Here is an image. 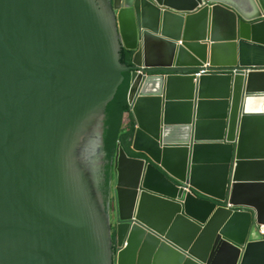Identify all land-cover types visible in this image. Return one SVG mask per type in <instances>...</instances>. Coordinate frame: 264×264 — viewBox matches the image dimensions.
Wrapping results in <instances>:
<instances>
[{
  "label": "water",
  "instance_id": "water-1",
  "mask_svg": "<svg viewBox=\"0 0 264 264\" xmlns=\"http://www.w3.org/2000/svg\"><path fill=\"white\" fill-rule=\"evenodd\" d=\"M100 1L0 0V264H101L82 165L126 74L110 262L264 264V0Z\"/></svg>",
  "mask_w": 264,
  "mask_h": 264
},
{
  "label": "trees",
  "instance_id": "trees-1",
  "mask_svg": "<svg viewBox=\"0 0 264 264\" xmlns=\"http://www.w3.org/2000/svg\"><path fill=\"white\" fill-rule=\"evenodd\" d=\"M119 64L128 67L130 54L124 50L119 53ZM129 89L128 75H124V81L118 87L113 100L107 107L103 135V169L100 191L104 204L109 203L110 182L112 177V161L117 146H120L129 156H135L130 152L131 138L134 132V124L130 118L126 130L122 129L124 114L128 113L127 95Z\"/></svg>",
  "mask_w": 264,
  "mask_h": 264
},
{
  "label": "flooded vegetation",
  "instance_id": "flooded-vegetation-1",
  "mask_svg": "<svg viewBox=\"0 0 264 264\" xmlns=\"http://www.w3.org/2000/svg\"><path fill=\"white\" fill-rule=\"evenodd\" d=\"M96 3L99 5V9L104 11L110 18L109 3L107 1H100V0H96ZM85 134L88 135L90 141L93 135L92 130H90L89 134L87 132ZM86 135L84 136L85 138ZM81 145L82 143L78 142L77 139L73 140L72 145L70 146L72 153H74L72 158L81 149L85 150L84 148H81ZM99 155H100V151H97L95 153V156L94 155L90 156V159L87 162H83L82 168L83 171H85V173L88 176V181L90 183V184L88 183V186L91 185L92 187H94L93 188L94 192L89 193L93 191L92 189L88 191L87 197L89 198V202L92 207L93 219L95 220L100 235V239L103 243V248L99 250V255L101 258L100 261L101 264H110V259H111L110 233H109V223L108 220L106 219L108 216H110L111 211H110L109 203H106V205L104 204L102 194L100 191V184L101 181H103V179H102V165H101L102 157L100 156L99 158ZM98 181H99V185H97Z\"/></svg>",
  "mask_w": 264,
  "mask_h": 264
},
{
  "label": "clouds",
  "instance_id": "clouds-1",
  "mask_svg": "<svg viewBox=\"0 0 264 264\" xmlns=\"http://www.w3.org/2000/svg\"><path fill=\"white\" fill-rule=\"evenodd\" d=\"M121 52V51H120ZM119 52V53H120ZM127 52V51H126ZM129 53V52H128ZM130 54V53H129ZM130 61H131V54H130ZM129 66H130V64H129ZM201 72H204V74H201L200 75V73ZM221 72V73H220ZM235 71H232L231 73H234ZM188 74H191V75H193V76H195V77H197V78H199V77H201V76H206V75H225V74H230L227 70H225V69H212V68H210L208 65H205L203 68H201V69H199V70H197V71H194V72H191V73H188ZM126 75H128V74H126ZM128 78H129V75H128ZM123 81H124V78H123ZM129 90V89H128ZM128 104V103H127ZM129 107V106H128ZM125 115H129L130 116V118L132 119V122H133V124H134V130H135V123H134V120H133V116H132V114L130 113V111H128V113H126V114H124V116H123V118L125 117ZM129 121H130V119H129ZM129 125V124H128ZM127 127L128 126H126V127H123V121H122V129L123 130H126L127 129ZM134 133V132H133ZM132 137H133V135H132ZM131 140H132V138H131ZM117 147H120V146H117ZM130 147H131V145H130ZM121 148V147H120ZM123 150V149H122ZM124 151V150H123ZM116 152V151H115ZM125 152V151H124ZM131 152V151H130ZM126 153V152H125ZM132 153V152H131ZM127 154V153H126ZM133 155H135L134 153H132ZM128 155V154H127ZM114 156H115V154H114ZM129 156V155H128ZM129 157H133V156H129ZM139 156H137V155H135L134 156V158H138ZM112 163H113V161H112ZM111 183H112V177H111V182H110V199H109V205H110V211H111V214H110V216H108V217H110V224H112L113 223V218H114V215H113V200H114V198H113V195H112V192H111ZM187 190V192L189 191V189H186ZM227 208H232L230 205H227ZM236 211H240V209H236ZM259 236H261L262 237V240H264V228L263 227H261V229H259ZM114 240H115V237H114V234H112V231H111V235H110V243H111V245H112V243L114 242ZM110 252H111V261H112V258H113V252H114V245H113V247L111 246V248H110ZM110 264H112L111 262H110Z\"/></svg>",
  "mask_w": 264,
  "mask_h": 264
},
{
  "label": "crops",
  "instance_id": "crops-1",
  "mask_svg": "<svg viewBox=\"0 0 264 264\" xmlns=\"http://www.w3.org/2000/svg\"><path fill=\"white\" fill-rule=\"evenodd\" d=\"M129 117H130L129 115H125V117L123 118V127L128 126L130 119Z\"/></svg>",
  "mask_w": 264,
  "mask_h": 264
},
{
  "label": "built area",
  "instance_id": "built-area-1",
  "mask_svg": "<svg viewBox=\"0 0 264 264\" xmlns=\"http://www.w3.org/2000/svg\"><path fill=\"white\" fill-rule=\"evenodd\" d=\"M220 73H221V72H220ZM201 74H204V72H201L200 75H201Z\"/></svg>",
  "mask_w": 264,
  "mask_h": 264
},
{
  "label": "bare ground",
  "instance_id": "bare-ground-1",
  "mask_svg": "<svg viewBox=\"0 0 264 264\" xmlns=\"http://www.w3.org/2000/svg\"><path fill=\"white\" fill-rule=\"evenodd\" d=\"M256 109V108H255Z\"/></svg>",
  "mask_w": 264,
  "mask_h": 264
}]
</instances>
